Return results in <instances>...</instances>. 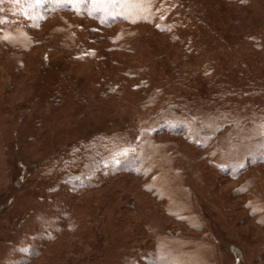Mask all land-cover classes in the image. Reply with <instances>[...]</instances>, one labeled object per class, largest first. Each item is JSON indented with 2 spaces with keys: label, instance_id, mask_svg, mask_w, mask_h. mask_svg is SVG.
Here are the masks:
<instances>
[{
  "label": "trees",
  "instance_id": "obj_1",
  "mask_svg": "<svg viewBox=\"0 0 264 264\" xmlns=\"http://www.w3.org/2000/svg\"><path fill=\"white\" fill-rule=\"evenodd\" d=\"M225 1L240 8L250 7L248 0ZM262 1L264 2V0ZM219 7L221 8V5H206L201 9L198 0H187L185 7L178 4L177 0H23L24 13L20 21L12 24L3 22L0 25V64L5 65L10 61L19 62L21 55L25 56L36 46L45 48L41 62L38 61V58L37 61L30 62L31 69L36 73L27 72L29 85L31 82L32 90L35 87L34 91L37 93L27 103V116H32L35 113L33 119L36 118L37 125L47 127L51 115L42 117L43 124L41 121L37 122L39 109L37 102L40 99L38 88L39 84H43L42 75L46 73L49 77L47 82L54 79L64 85L69 84V87L72 85L75 87V74L67 64L71 61H79L86 64L89 70L96 71L101 98H112L121 103L128 96L127 90L131 88L138 94L131 99L132 102L122 105L132 106L140 113L147 114L163 105L166 94H169L163 86L164 81L166 82L164 72L169 70L171 79L177 81L176 84H179V87H184L182 90L189 89L183 83L194 74L192 71L177 69L166 61V56L158 53V50L153 48L145 50V34L143 35L139 31L135 33L137 39L133 44L124 41L123 38L117 39V37H123L126 31H134V28L140 25L163 35L177 45L176 42L180 38L176 33L171 34L170 30H185L192 23L200 28L204 27V33L211 35L209 44L212 46L214 42L223 41V39H218L215 36L211 25L219 23L223 24L225 28L228 25L223 16H218L216 19L210 17V12ZM67 15L73 16L77 20L94 22L95 28H89V32L83 31L82 36H77L76 40L74 37V47L70 52L72 54L68 58V62L61 66H51L49 57L56 55L50 41V34L54 27H49L46 30L41 41L36 40L30 33L41 29L45 23L56 18H60L62 25H66V29L81 30V24L71 22ZM259 20L264 24V18ZM250 21L252 20L250 19ZM13 25H21V28H13ZM104 29H111L112 34L107 35ZM218 30H222V28L220 27ZM101 33L105 34L100 36ZM87 34L94 36L91 38ZM84 39L88 43L91 40L95 42L98 50L85 49L83 47ZM224 47L225 50H222V47L219 50H222L220 53L222 56L225 55L227 62L223 60L221 64L223 67L231 63L230 76H233L234 99L264 102V60L259 56L263 53L264 59V27L262 28L260 25L257 32L244 33ZM255 50L256 52L253 53ZM121 53L140 54L139 61L141 63L135 65L128 60H121L117 56ZM186 58L187 56L180 57L181 60H186ZM102 67L103 69L99 73L97 69ZM115 67H120L122 71L119 70L121 73L118 78L111 80L108 69L116 71ZM195 71L197 74L198 70ZM40 88L44 90L42 86ZM42 94H50L49 100L46 101L50 111L54 106L61 105L63 102V98L57 97L61 93L55 95L45 89ZM1 108L8 109L0 106V110ZM47 108L40 109V111H46ZM5 111H0V114L7 113ZM168 115L158 116L155 126L141 132L136 141L131 144L124 145L117 142L114 147L101 142V145L99 143L94 145L92 138L84 140L89 141L88 146L83 150L76 148V152L81 157L77 158L76 156V160L67 162L65 169L70 172L61 174L51 186L45 189L44 195L36 199L23 218L17 222L9 238L0 241V264H43L44 262L45 264L46 262L47 264H63L61 253L48 254L56 243L72 237L87 239L92 236L96 240L94 248L100 249L104 242L118 238L108 245V249H116L118 264H197L199 259L205 264H228L226 259L220 257L221 254H228L229 261L235 257V264H238L240 262L237 257L239 252L233 246L218 244L216 239L208 240V245L205 246L204 240L193 241L196 234L199 236L209 234L207 226L199 217L200 215L197 216L194 213L196 211L193 212L199 198L197 188L202 187L200 182L205 185L213 184L214 187L209 193V197L217 200L215 189L224 187L226 180L234 182L235 185L229 190H223V196L219 195L218 200L221 206L218 208V212L235 224L238 219H233L231 214L238 207L244 209L246 219L252 221L264 232V192L260 193L259 188L256 192L255 187L261 174L260 168H264V129L255 132L253 138H250L253 142L251 148L242 156L238 165H226L223 161L225 151L219 136L226 127L232 124L231 118L228 120L213 119L217 124L213 129L207 128L204 124L206 122L201 124L193 119L182 123ZM15 118L17 117L15 116ZM183 146L195 149V157H188L187 163L196 162L198 166L213 169L218 174L216 178L214 176L207 177L204 171L196 168L193 170L196 176L194 183L189 182L183 185L179 182L185 192V197L188 198L187 203L181 201L175 189L177 176L183 174L182 169L175 167L181 159L183 160ZM83 156L89 157L87 160H92V167L87 169L88 167L84 166V170L75 171L78 167L75 162L80 158H85ZM124 175L137 178L143 194L160 203L159 209L152 204L142 207L143 213L148 214L146 216L151 219H147L148 221L143 223L141 230L143 236L141 234L140 236L145 240L146 236H149L150 244L146 243L147 240L141 244L125 240L124 234L128 231V225L121 213L123 210L117 214L114 212L115 217H118L117 229L121 228L124 233L119 235L109 230L110 225L112 228L114 226L109 213L106 212L108 206L112 208L110 205H102L100 208H104L103 210L95 205L96 208L91 211L83 203L78 202L81 197L101 189L108 182ZM220 176L222 178H218ZM196 184L199 185L197 188L194 187ZM234 197L242 198L238 207L236 204L230 203ZM110 198V201H115L114 204L116 201L123 202L125 200L116 190L113 191ZM132 198L127 205L134 206L139 200L135 196ZM143 202L146 203L145 199ZM95 211L99 213L96 214ZM49 212L51 213L49 214ZM48 214L49 218H53L51 219L53 222L56 220L55 224L52 222V226L48 223L50 220L44 222L48 220ZM36 216L41 218L39 222L33 220ZM93 217L101 218L99 223L104 224V227H109L103 230L99 226L97 229L96 226H93ZM165 218L180 224L181 227L177 228L165 223ZM153 221H158L160 225H153ZM203 247L211 252L205 257L201 254ZM159 253L167 255V257L170 256V259L164 257L161 260H155ZM86 264L94 263L89 260Z\"/></svg>",
  "mask_w": 264,
  "mask_h": 264
},
{
  "label": "rangeland",
  "instance_id": "obj_2",
  "mask_svg": "<svg viewBox=\"0 0 264 264\" xmlns=\"http://www.w3.org/2000/svg\"><path fill=\"white\" fill-rule=\"evenodd\" d=\"M248 1L250 7L240 8L225 0H198L201 9L206 5H221V8L219 7L210 12V17L216 19L218 16H223L228 23L227 28L219 23L218 25H211L215 36L218 39H223V41L214 42L212 46L209 44L211 35L204 33V27L200 28L192 23L185 30H170L171 34L176 33L180 38L176 42L179 47L163 35L140 25L135 27L134 31H126L123 37H117V39L123 38L124 41L133 44L137 39L135 33L139 31L143 35L145 34V50L147 48L158 50L157 52L162 53L163 56L165 55L166 61L177 69L192 71V74H194L183 83L189 89L182 90L184 87H179V84H176L177 81L171 79L168 73L169 70L166 73L164 72L166 82L164 81L163 86L169 94H166L163 105L147 114L140 113L132 106L122 105L123 103L132 102L131 99L138 94L136 91L133 92L131 88L127 90L128 96L121 103L112 98H101L100 87L97 85L98 81L95 75L96 71L89 70L86 64L79 61H71L67 64L75 74V87L73 85L69 87V84L64 85L59 80L54 81V79L47 82L49 77L46 73L42 75L43 84H39L38 88L40 99L37 102V108H39L37 122L41 121L43 124V118L47 117L48 114L51 115L47 127L37 125L35 123L36 118L33 119L35 113L32 116H27V103L31 101L33 95L37 94L34 91L35 87L32 90L31 82L29 85L27 72L36 73L35 70L31 69L32 64L30 62L38 59L41 62L45 48L36 46L25 56L21 55L19 62L10 61L5 65L0 64V106L8 108L4 110L1 108L0 110H6L5 112L8 113L0 114V241L9 238L17 222L32 207L34 201L44 195L45 189L51 186L61 174L70 172L65 169L67 168V162L76 160V156L77 158L81 157L76 152V148L83 150L84 147L88 146L89 141L84 140L92 138L94 145L103 143L114 147L117 142L124 145L131 144L136 141L141 132L152 129L160 115L167 116L169 114L168 116L174 117L172 119L182 123L193 119L201 124L206 122L204 123L205 126L213 129L217 126L213 119L228 120V118H231L232 124L226 127L219 137H221L222 148L225 151L224 163L226 165H238L242 156L251 148L253 142L250 138H253L255 132L264 129V102L234 99L233 76H230L231 63L222 67L221 62L223 60L227 62V59L220 52L225 50L224 46L235 41L238 36L247 32H257L260 25L262 28L264 27V24L259 20L264 18V2L262 0ZM177 3L185 7L187 0H177ZM23 13V0H0V25L3 22L12 24L20 21ZM69 19L71 22L81 24L82 29H66V25H62L60 18H56L45 23L43 29L34 30L30 33L36 40L41 41L46 34V30L49 27H54L50 34V41L56 55L49 57L51 66H61L68 62V58L72 54L70 52L74 47V37L76 40L77 36H82L83 31L89 32V28H95L94 22L77 20L73 16H69ZM19 27L21 28V25H13V28ZM220 27L222 30H218ZM12 30L10 31L13 32ZM104 31L107 35L112 34L111 29H104ZM104 34L101 33L100 36ZM97 35L99 36V34ZM87 36L93 38L94 35L87 34ZM84 40L83 47L85 49L98 50L95 42L91 40L88 43L86 39ZM105 46L108 45L105 44ZM220 47H222V50H219ZM255 52L256 50L253 53ZM261 55L259 54L260 58L264 60L263 53ZM117 56L121 60H128L135 65L141 63L139 61L140 54L121 53ZM186 56V60L180 59V57ZM220 64L221 66H219ZM115 68L116 71L115 69L111 71L110 68L108 69L109 72L105 70L111 75V80L118 78L119 73H121L119 71L121 70L120 67ZM101 69L103 67L97 69L99 73L102 71ZM195 70H198L197 74ZM40 86L55 95L61 93L57 95V97L63 98L61 105L54 106L50 111L46 103L50 94H42L44 90ZM45 108H47L46 111H40V109ZM32 136H34V139H32ZM182 149L183 160L181 159L175 167L182 169L183 174L177 176L175 189L181 201L187 203L188 198L185 197V192L180 183L183 185L189 182L194 183L196 181V176L193 173L194 169L199 168L204 171L207 177L214 176L216 178L218 174L213 169L198 166L196 162L187 163L188 157H195V149L189 146H183ZM74 150L75 152H73ZM163 155L165 156V153ZM87 159L89 157L77 160L75 163L78 164V167L75 171L84 170V166L90 169L92 160ZM260 170L261 174L259 179L256 177L258 181L255 187L256 192L259 188L260 193H263L264 168H260ZM199 184L202 187L197 188L199 185H194L199 192V198L197 209H193V212L196 211L194 213L197 216L200 215L199 217L203 224L207 226L209 234L204 236L196 234L193 241L201 242L204 240L205 246L208 245V240L216 239L215 241L218 244L233 246L238 250L237 257L240 259L238 264H264V232L252 221L246 219L244 209H239L238 203L242 201V198L234 197L230 202L238 207L231 214L233 219H238L235 224H232L224 215L222 216L218 212V208L221 206L218 200L219 195L223 196V190H229L235 183L226 180L224 187L215 189L214 193L216 192L217 200L209 197V193L214 187L213 184L207 183L205 185L201 182ZM114 190L119 191L121 198H125L123 202L119 200L114 204L115 201H110V196ZM206 191L207 193H205ZM133 196L138 197L140 201L138 200L134 206L127 205L129 200L133 199ZM143 199H145V204ZM78 202L83 203L91 211L96 206L103 210L104 208H100L102 205H110L112 208L108 206L106 212L111 217L113 228L112 225L104 227V224L99 223L101 218L97 219L95 217H93V226H96L97 229L101 226L100 228L103 230L109 227V230L119 235L124 233L121 228L117 229L118 217H115L114 212L117 214V212L123 210L121 213L128 225V231L124 234L125 240H130L134 244H141L146 240V243H151L149 236H146V240L142 238V225L147 219H151V217L146 216L148 214L143 213L142 207L152 204L159 209L160 203L147 198L143 194L139 188L137 178L131 175L121 176L119 179L108 182L101 189L81 197ZM98 213L96 212V214ZM49 214L48 220L44 222L50 220L48 223L52 226L53 221L51 219L53 218H49ZM40 219L39 216L33 218L36 222H39ZM164 220L166 222L162 221L167 224L177 228L181 227L180 224L167 218ZM55 223L56 220L53 224ZM152 223L156 226L160 225L158 221ZM116 239L118 238H112L108 242H104L100 249L94 248L96 245L94 236L87 239L72 237L56 243L48 254L61 253L63 264H86L89 260L94 264H101L102 262L103 264H118L116 249H108V245ZM210 253L209 249L203 247L202 256L205 257ZM164 257L170 259V256L167 257V255L159 253L156 255L155 260H161ZM220 257L226 259L228 264H235V257L231 258L230 261L228 254H221ZM220 257L219 260L221 261ZM197 264L205 263L199 259Z\"/></svg>",
  "mask_w": 264,
  "mask_h": 264
}]
</instances>
